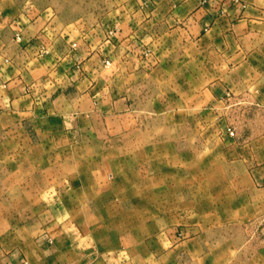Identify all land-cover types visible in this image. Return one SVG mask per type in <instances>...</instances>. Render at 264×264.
Returning <instances> with one entry per match:
<instances>
[{
    "label": "crops",
    "instance_id": "crops-1",
    "mask_svg": "<svg viewBox=\"0 0 264 264\" xmlns=\"http://www.w3.org/2000/svg\"><path fill=\"white\" fill-rule=\"evenodd\" d=\"M262 215L264 0H0V264H235L197 233Z\"/></svg>",
    "mask_w": 264,
    "mask_h": 264
},
{
    "label": "rangeland",
    "instance_id": "rangeland-1",
    "mask_svg": "<svg viewBox=\"0 0 264 264\" xmlns=\"http://www.w3.org/2000/svg\"><path fill=\"white\" fill-rule=\"evenodd\" d=\"M141 122L143 125L148 124L150 126L161 124V120H140ZM172 234L179 238H189L192 236V232L190 231H176L172 232ZM197 234L202 235V238L209 241L218 240L220 242L231 243L232 246L229 253L234 256L232 261L235 264L242 261L244 256L251 258V264H260L264 260V215L254 217L243 226H236L234 229H209Z\"/></svg>",
    "mask_w": 264,
    "mask_h": 264
},
{
    "label": "built area",
    "instance_id": "built-area-1",
    "mask_svg": "<svg viewBox=\"0 0 264 264\" xmlns=\"http://www.w3.org/2000/svg\"><path fill=\"white\" fill-rule=\"evenodd\" d=\"M15 39L17 40V41H20L21 40V36H20V34H15ZM106 63H108V61H106ZM229 133L232 135L233 133H234V131L232 130V129H230L229 130ZM26 263V261H23L21 264H25Z\"/></svg>",
    "mask_w": 264,
    "mask_h": 264
}]
</instances>
